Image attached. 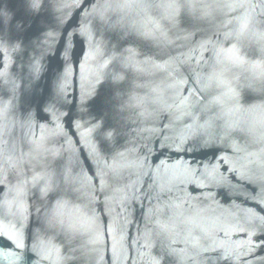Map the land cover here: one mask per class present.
Segmentation results:
<instances>
[{
    "label": "water",
    "instance_id": "water-1",
    "mask_svg": "<svg viewBox=\"0 0 264 264\" xmlns=\"http://www.w3.org/2000/svg\"><path fill=\"white\" fill-rule=\"evenodd\" d=\"M0 264H264V0H0Z\"/></svg>",
    "mask_w": 264,
    "mask_h": 264
}]
</instances>
